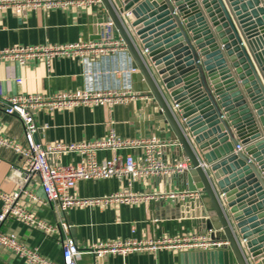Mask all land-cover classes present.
Returning <instances> with one entry per match:
<instances>
[{
	"label": "water",
	"instance_id": "1",
	"mask_svg": "<svg viewBox=\"0 0 264 264\" xmlns=\"http://www.w3.org/2000/svg\"><path fill=\"white\" fill-rule=\"evenodd\" d=\"M100 2L106 11L100 23L112 24L132 58L133 91L153 98L156 124L169 127L192 165L180 178L188 191L204 193V233L221 231L228 243L185 255L192 264H246L244 240L250 264H264V0ZM125 12L134 18L129 28L120 22ZM183 128L209 165L214 189ZM238 144L243 150L235 152ZM217 192L226 197L233 229Z\"/></svg>",
	"mask_w": 264,
	"mask_h": 264
},
{
	"label": "crops",
	"instance_id": "2",
	"mask_svg": "<svg viewBox=\"0 0 264 264\" xmlns=\"http://www.w3.org/2000/svg\"><path fill=\"white\" fill-rule=\"evenodd\" d=\"M105 13L101 2L88 8L30 10L20 16L10 10L0 12V50L17 45L67 44L97 38L120 39V35L112 26L100 23ZM129 20H134L131 14ZM163 26L164 24L155 27L154 30ZM254 66L257 69L255 64ZM16 78L22 79V83L16 84L14 80ZM83 83V66L78 59H57L52 62L50 68L40 61H30L23 67L17 63L0 61V99L9 95L47 96L58 92L76 91L83 87ZM143 95L142 99L135 102L114 107L39 111L35 114V122L40 128L35 139L43 145L71 144L104 138L109 129L113 128L116 134L123 138H148L155 135L171 140L169 127L164 126L162 121H159L162 127L156 124L160 116H157L155 101L149 93ZM0 133L8 139L23 142L21 122L15 116L5 115L1 109ZM184 156L183 151L176 149H171L167 153L171 161L181 160ZM111 157V152L98 153V159ZM54 161L66 166L75 164L78 157L75 154H68ZM21 167L22 160L18 155L10 150L0 149V191L10 194L19 187H24L36 196L43 197L37 177H31L24 182L15 176L14 171ZM125 189L124 180L105 179L78 181L70 193L80 198H91L119 193ZM131 190L139 194H161L187 190V187L180 176L159 177L139 179ZM245 196L249 197V193ZM242 202H246V199ZM20 203L37 217L51 224L63 220L68 229L62 230L52 238H46L13 220H6L0 226L1 231L14 234L27 247L37 249L41 256L56 264H61V241L66 238L73 240L80 250L78 264H192L194 258L185 254L198 251L196 249L179 251L160 249L156 252L131 253L124 258L117 254L96 258L89 247L99 241L119 239L156 241L162 238L203 235L205 231V224L201 219L205 210L201 200L181 201L163 198L138 205H115L106 208L87 206L67 212H61L52 203L34 206L24 197H21ZM213 232L216 231L206 232L211 240H223L224 235L221 231ZM0 264L24 263L12 252L0 246Z\"/></svg>",
	"mask_w": 264,
	"mask_h": 264
},
{
	"label": "built area",
	"instance_id": "3",
	"mask_svg": "<svg viewBox=\"0 0 264 264\" xmlns=\"http://www.w3.org/2000/svg\"><path fill=\"white\" fill-rule=\"evenodd\" d=\"M100 0H0V12L10 10L15 15H22L27 11L41 9L69 10L71 8H88ZM120 19L124 27L129 26L130 13L125 12ZM109 27L112 26L108 23ZM143 55L146 52L142 53ZM78 59L83 66V87L76 91L58 92L52 95H9L0 99V109L5 115L15 116L23 127V142L8 139L0 133V149H7L15 153L22 160L21 169L14 171L15 176L27 182L31 177H37L43 192L38 197L24 187L5 194L0 191V226L6 220H13L29 230L37 231L46 238H52L68 225L63 221L49 223L37 217L20 203L21 197L26 198L34 206L54 204L61 212L87 206L106 208L115 205H138L149 200L179 199L181 201H198L203 198V191H172L168 193L139 194L132 192L133 184L143 178L181 177L192 169L188 158L171 161L167 153L171 149L183 151L177 140L162 139L158 136L148 138H123L110 128L106 136L92 141L78 143H52L43 145L36 141L35 136L40 129L35 122V114L39 111L52 112L55 110H72L77 107H96L126 105L144 97L143 94L132 89L130 75L136 72L132 68V58L127 52L123 40L101 38L90 41H78L67 44L17 45L0 50V61L17 63L25 66L30 61L43 62L50 68L57 59ZM21 84L22 79H14ZM177 116V106L171 109ZM182 121L180 120L179 124ZM181 128V125H180ZM182 133L193 149L198 167L206 176L212 189L215 182L209 165L200 157L187 129ZM238 144L235 152L242 151ZM99 152H111V158L98 159ZM68 154H75L78 161L75 164L62 166L55 163V159ZM105 179L124 180L126 189L122 192L102 197L80 198L70 193L78 181H98ZM219 207L229 224L231 218L223 193H216ZM212 233V231H208ZM227 242L214 241L204 233L178 238H162L161 240L135 241L112 240L99 241L90 246V252L96 258L106 255H120L122 258L131 253L142 251L156 252L167 250H212L219 249ZM0 246L12 252L24 264H56L41 256L37 249L29 248L14 234L4 233L0 229ZM242 240L243 258L250 264V257ZM61 264H78L77 257L80 250L77 244L66 238L61 241Z\"/></svg>",
	"mask_w": 264,
	"mask_h": 264
}]
</instances>
